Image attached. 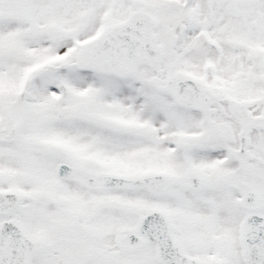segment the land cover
I'll list each match as a JSON object with an SVG mask.
<instances>
[{
    "label": "snow or ice",
    "instance_id": "snow-or-ice-1",
    "mask_svg": "<svg viewBox=\"0 0 264 264\" xmlns=\"http://www.w3.org/2000/svg\"><path fill=\"white\" fill-rule=\"evenodd\" d=\"M0 264H264V0H0Z\"/></svg>",
    "mask_w": 264,
    "mask_h": 264
}]
</instances>
